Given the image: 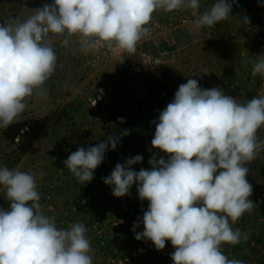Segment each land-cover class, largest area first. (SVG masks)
Listing matches in <instances>:
<instances>
[{
    "label": "clouds",
    "instance_id": "clouds-1",
    "mask_svg": "<svg viewBox=\"0 0 264 264\" xmlns=\"http://www.w3.org/2000/svg\"><path fill=\"white\" fill-rule=\"evenodd\" d=\"M199 9V0H54L23 21L0 23V128L18 122L29 97L46 94L44 85L57 65L53 37H64L66 47L69 37L78 36L85 52L107 46L135 53L158 10H191L195 28L233 19L229 0H215L203 13ZM257 57L252 75L264 77V55ZM96 103L91 99L92 106ZM152 123L151 145L168 159L153 155L151 170L134 171L131 166L143 159L136 155L102 178L113 196L128 195L136 184L139 199L149 202L133 226L134 238L157 250L170 241L174 264H243L229 259L221 246L241 242L242 233L232 224L256 207L249 199L253 188L246 164L264 149L257 137L264 127V96L238 103L220 87L202 89L189 78ZM118 139L109 136L96 146L77 148L65 167L80 183H90ZM0 187L9 202L7 210L0 208V264H93L86 226L77 222L58 229L42 213L34 173L0 167ZM141 223L144 230L136 232Z\"/></svg>",
    "mask_w": 264,
    "mask_h": 264
},
{
    "label": "rangeland",
    "instance_id": "rangeland-1",
    "mask_svg": "<svg viewBox=\"0 0 264 264\" xmlns=\"http://www.w3.org/2000/svg\"><path fill=\"white\" fill-rule=\"evenodd\" d=\"M213 2L199 0V11ZM229 2L233 19L213 27L195 28L191 10L154 12L150 32L135 53L107 46L85 52L78 36L69 37L66 47L64 37H53V46L68 57L56 65L54 88L41 101L29 97L18 122L0 128V167L35 174L41 211L58 229L77 222L86 226L93 264H174L170 241L157 250L150 241L134 238L133 226L149 204L139 199L136 184L117 198L102 178L136 155L143 159L131 166L134 171L151 170L153 155L168 159L151 145L152 121L158 122L181 84L196 79L202 89L220 87L238 103L264 96V77L252 75L253 62L264 55V0ZM245 17L249 24L239 22ZM124 130L130 134L121 135ZM109 136L119 137L115 150L106 151L90 183H80L64 161L77 148L96 146ZM257 137L264 140V127ZM246 167L253 188L249 199L256 207L232 224L241 231V242L221 247L229 259L264 264V149ZM4 195L0 187V208L7 210ZM143 230L141 223L136 232Z\"/></svg>",
    "mask_w": 264,
    "mask_h": 264
},
{
    "label": "trees",
    "instance_id": "trees-1",
    "mask_svg": "<svg viewBox=\"0 0 264 264\" xmlns=\"http://www.w3.org/2000/svg\"><path fill=\"white\" fill-rule=\"evenodd\" d=\"M53 3H54V0H0V23H7L13 19L18 20V21H23L28 16L34 14V9L42 8L45 5H51ZM58 46L59 45H55L53 47L56 52L57 63L62 64V62L65 59H68V57L65 55H60L62 54V52L59 50ZM53 78H54V75L52 74V76L46 81L44 85L46 94L49 91H51L52 88H54L50 83L53 80ZM45 95L43 96L33 95L31 98L34 101L38 102V101L43 100L45 98ZM68 95H69V92H68ZM8 130L10 129L8 128Z\"/></svg>",
    "mask_w": 264,
    "mask_h": 264
}]
</instances>
